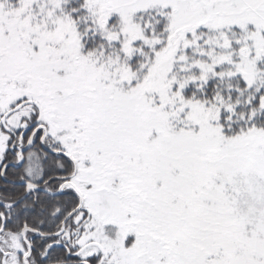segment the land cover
<instances>
[{
    "label": "snow or ice",
    "instance_id": "obj_1",
    "mask_svg": "<svg viewBox=\"0 0 264 264\" xmlns=\"http://www.w3.org/2000/svg\"><path fill=\"white\" fill-rule=\"evenodd\" d=\"M0 264H264V0H0Z\"/></svg>",
    "mask_w": 264,
    "mask_h": 264
}]
</instances>
